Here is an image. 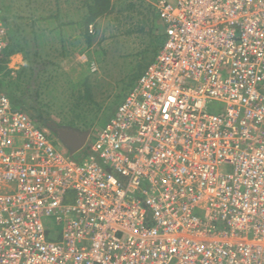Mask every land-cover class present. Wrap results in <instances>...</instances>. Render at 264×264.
<instances>
[{"label":"built area","instance_id":"1","mask_svg":"<svg viewBox=\"0 0 264 264\" xmlns=\"http://www.w3.org/2000/svg\"><path fill=\"white\" fill-rule=\"evenodd\" d=\"M153 7L163 43L75 153L0 90V264H264V0Z\"/></svg>","mask_w":264,"mask_h":264},{"label":"rangeland","instance_id":"2","mask_svg":"<svg viewBox=\"0 0 264 264\" xmlns=\"http://www.w3.org/2000/svg\"><path fill=\"white\" fill-rule=\"evenodd\" d=\"M111 3L113 11L90 25L87 43L80 23L88 0H0V24L10 47L0 57V88L46 128L91 138L163 43L154 0ZM83 82L91 89L89 99Z\"/></svg>","mask_w":264,"mask_h":264},{"label":"trees","instance_id":"3","mask_svg":"<svg viewBox=\"0 0 264 264\" xmlns=\"http://www.w3.org/2000/svg\"><path fill=\"white\" fill-rule=\"evenodd\" d=\"M86 9H87L86 10V13L83 16L80 25H81V30H82L83 36L85 37L87 43H90L91 42L92 35H91V32L89 31V28L88 27L91 24H93L95 22V20H97L99 17H102L104 15H107L108 13H110L111 11H113L114 8L112 7L111 0H88V4L86 5ZM120 11H121V9H120ZM9 48H10L9 46L6 48L4 54L7 52V50ZM154 55H153V57H154ZM153 57L150 60H152ZM147 64H148V62H147ZM142 70H139V72L135 75V77H138L141 74ZM136 79L137 78H135V80ZM135 80H134V82H135ZM0 82H1V80H0ZM134 82H131L130 83L128 89L130 88V86ZM0 86H1V83H0ZM83 86H85V92H84L85 93V98L89 99L91 97V89H89L87 87L88 85L85 82H83ZM0 90H1V88H0ZM127 90L125 91V93L127 92ZM1 91H3V90H1ZM124 95L125 94H123V97H124ZM7 96L9 97L12 105L15 108H18V109H21V110H26L25 108H23V104L21 103V101L17 97H15L14 95H12L10 93H7ZM37 118H38V121H40V122L42 121V119L39 116H37ZM44 125H47L48 126V123H45Z\"/></svg>","mask_w":264,"mask_h":264},{"label":"water","instance_id":"4","mask_svg":"<svg viewBox=\"0 0 264 264\" xmlns=\"http://www.w3.org/2000/svg\"><path fill=\"white\" fill-rule=\"evenodd\" d=\"M52 133L68 147L71 153L78 151L85 143L87 133H78L72 129L51 126Z\"/></svg>","mask_w":264,"mask_h":264},{"label":"crops","instance_id":"5","mask_svg":"<svg viewBox=\"0 0 264 264\" xmlns=\"http://www.w3.org/2000/svg\"><path fill=\"white\" fill-rule=\"evenodd\" d=\"M150 61H151V60H150ZM150 61H149V62H150ZM149 62H148V63H149Z\"/></svg>","mask_w":264,"mask_h":264}]
</instances>
